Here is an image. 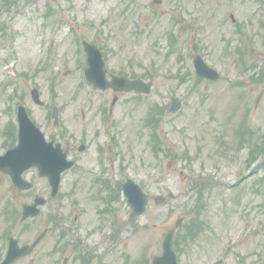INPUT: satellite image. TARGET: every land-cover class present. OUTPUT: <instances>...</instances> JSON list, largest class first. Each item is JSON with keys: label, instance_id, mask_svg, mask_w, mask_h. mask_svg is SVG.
<instances>
[{"label": "rangeland", "instance_id": "374dc122", "mask_svg": "<svg viewBox=\"0 0 264 264\" xmlns=\"http://www.w3.org/2000/svg\"><path fill=\"white\" fill-rule=\"evenodd\" d=\"M17 2L0 0V18ZM9 27L0 45V153L17 127V100L48 137L70 148L78 147L82 137L89 142L84 153L74 150L81 164L63 175L58 204L52 201L23 235L32 243L48 228L20 264H58L63 257L68 264H151L181 218L174 238L180 264H264V0H39L15 14ZM173 30L178 35L174 46L167 38ZM84 39L106 47L112 71L145 72L154 82L151 93L94 89L79 67ZM197 54L219 70L218 80L188 76ZM34 87L44 106L34 102ZM115 95V148L111 170L104 174L97 154L104 137L98 131ZM174 100L182 101L181 109L167 110L156 123L157 105L168 107ZM55 105L60 125L52 118ZM260 156L263 164L248 176L250 162ZM37 175L34 169L26 173L35 179L34 193L49 196L48 180ZM102 177L115 184L132 177L149 194L169 199L163 204L151 200L146 213L135 216L116 192L115 219H108L99 213L105 197L97 182ZM8 181L0 174V212L1 201L7 204L12 195L28 200ZM75 201L89 208L80 221H74ZM63 207L67 215L71 211L68 217L80 236L91 235V252L63 240V219L50 215ZM0 221L2 234L11 222L2 215Z\"/></svg>", "mask_w": 264, "mask_h": 264}, {"label": "water", "instance_id": "95a60500", "mask_svg": "<svg viewBox=\"0 0 264 264\" xmlns=\"http://www.w3.org/2000/svg\"><path fill=\"white\" fill-rule=\"evenodd\" d=\"M85 45L89 55V67L86 70V75L90 82H94L95 85L100 88L113 86L117 90L139 89V82L130 83L127 82L126 79H117L115 77L111 82H107L105 78L106 70L104 69L102 53L91 44L85 43ZM195 64L199 74L211 79L219 77V74L215 70L210 69L205 65L201 57L196 58ZM146 91H148V89ZM34 96L38 101L37 92H34ZM178 105L173 107V110H177ZM19 123V145L14 149L9 150L6 155L0 156V169L10 173L14 182L22 187V172L29 167L36 165L40 169L41 176H49L51 184L54 187V192H56L61 179V173L70 168L73 165V162L67 160L66 153L62 152L60 145L54 147L53 143L46 141L44 134L29 118L23 106L19 108ZM124 191L134 212L138 215L143 214L146 211L149 196L132 179H129L126 182ZM173 196L174 195L171 194V197ZM154 198L157 203H163L167 200L165 195H158ZM45 202L46 201L43 197H37L33 205H26L25 218L30 215L36 216L39 213L37 206L39 204H44ZM180 222L181 220L177 223V226L171 229L166 235L163 242V254L161 256H156L153 264H177V257L173 250L172 242L176 228ZM42 237L43 235L40 236L31 246H24L22 248L17 247V245L13 246L8 262L17 258L19 254L24 255L31 252L41 241Z\"/></svg>", "mask_w": 264, "mask_h": 264}, {"label": "flooded vegetation", "instance_id": "af4514ba", "mask_svg": "<svg viewBox=\"0 0 264 264\" xmlns=\"http://www.w3.org/2000/svg\"><path fill=\"white\" fill-rule=\"evenodd\" d=\"M112 90V89H110ZM122 93V92H120ZM116 96V95H115ZM114 109L110 108V114L112 116ZM102 117L100 118V125L102 130L98 131V137L101 136V133L104 137L103 140V146H100L99 149H101V151L99 150V152L97 153L99 155V157H102V167H101V172L103 171L104 174L109 173V171L111 170V167L108 166V161L110 159L111 156L114 155V148H115V143L114 140L111 139V131L115 129L116 127V122L115 120H113L112 118H108V119H102ZM56 138V137H55ZM54 137L50 138V140H57V138L55 139ZM86 147L87 144L85 143ZM69 146V145H68ZM66 146V149L68 150L69 154L73 151L70 147ZM76 148V146L74 147ZM89 148V147H87ZM98 148V147H97ZM72 158H74L77 161V164H81V157H78V155H74L73 153H71L70 155ZM114 165V163H113ZM1 174V172H0ZM3 176L5 175L9 180V176L6 174H2ZM104 179H106V177H104ZM100 193L104 192L105 193V197L102 199L103 201V208L100 210V214L103 217H108V219L114 214V209L111 205L112 202V197H113V187L108 184L107 187L105 186H100ZM15 189V188H13ZM34 189L30 190V191H23V193L27 194L28 196V200L26 201H19L15 195H12L9 200H7V204L5 201H1L4 202V207L1 209L0 212V216L2 215V218L5 216L6 217V221L7 223H9V221L11 222V225H6L4 226V228H1L4 232L1 234L0 233V263L3 261L7 251H8V247H9V243L12 237H15L16 239H18L19 245L23 246L25 244H30L31 241H25L23 240V235L26 234L27 229L32 225V223L35 221V219H28L26 221H21V216H22V206L23 204H25L26 202H31L34 197H35V193L33 191ZM17 191V190H16ZM9 201V202H8ZM22 202V203H20ZM47 207L44 208V210ZM89 212V208H85L83 210H79V213L75 215L74 217V221H80V218H82L86 213ZM51 215V212H50ZM58 217L62 218V229L61 231H67L68 235L72 236V240L75 241L76 245L78 246L77 249L81 250H85V251H91L93 246L91 245V235L87 236L85 234L84 237H80L76 232H75V226L71 225V220L67 215L66 210L64 209V213L62 214L60 211H58L57 213ZM1 223V221H0ZM78 223V222H77ZM8 226H12V228H9ZM48 230V228H46ZM13 231V232H12ZM15 231H20V234H15ZM96 231V229H94V232ZM22 233V235H21ZM67 236V234H66ZM88 237L85 239V237ZM63 240H65L67 242V238H63ZM33 242V241H32ZM73 246V244H72ZM74 247V246H73ZM36 249V248H35ZM34 249V250H35ZM68 248H63V251L67 250ZM33 250V251H34ZM33 253V252H32ZM31 253V254H32ZM31 254L21 258L20 260L16 261L13 264H20V262L24 259H26L27 257H29ZM69 263V262H68ZM67 263V264H68ZM25 264H33V262H28Z\"/></svg>", "mask_w": 264, "mask_h": 264}]
</instances>
